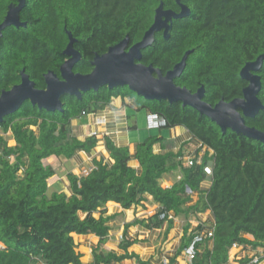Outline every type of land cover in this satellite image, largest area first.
<instances>
[{"label":"trees","instance_id":"trees-1","mask_svg":"<svg viewBox=\"0 0 264 264\" xmlns=\"http://www.w3.org/2000/svg\"><path fill=\"white\" fill-rule=\"evenodd\" d=\"M18 1L0 0V23L10 4ZM181 1L191 14L174 20L169 39L163 32L156 33L154 44L143 50L142 63L153 64L166 74L186 52L193 51L184 72L175 79L178 86L192 92L204 86V100L212 105L242 97L248 83L240 76L241 69L264 54V0ZM161 3L165 9L181 10L176 0H26L20 12L26 27L11 26L3 32L0 94L21 82L23 70L39 89L46 87L47 72L60 76L68 58L64 51L69 32L81 54L73 71L90 73L95 55L104 54L126 36L130 46L141 41ZM258 74L262 81L258 97L264 105V64ZM118 98L131 101L136 111L164 118L166 126L150 128L157 131L141 141L134 154L107 137L110 160L94 158L93 168L83 176L70 172V196L58 186L49 195V180L56 171L48 160L71 159L98 145L94 135L84 140L73 136L72 121L102 111ZM62 102L63 111L49 112L27 101L0 121V264H123L132 259L137 264H154L130 252L143 241L131 237L130 229H161L168 223L169 231L175 217H184L185 223L169 264H176L197 233L210 228L213 236L195 243L191 264H229L234 244L253 249L264 246V144L231 129L223 133L190 106L147 100L127 86H103L83 93L80 99L65 95ZM245 120L248 126L264 131V109ZM178 126L212 149L213 156L207 151L201 163L188 166L182 151L156 152L160 132ZM8 132L15 146L5 138ZM210 163L212 176L204 170ZM173 171H180L181 178L163 187L161 179ZM207 181L210 186L204 187ZM194 193L199 199L190 204ZM149 197L160 208L148 218L124 224L122 252L101 251L117 215L108 213V204L129 210L144 205ZM207 212L212 218L202 219L194 228L191 218ZM75 235L99 238L90 261L85 262L84 253L77 250Z\"/></svg>","mask_w":264,"mask_h":264},{"label":"water","instance_id":"water-1","mask_svg":"<svg viewBox=\"0 0 264 264\" xmlns=\"http://www.w3.org/2000/svg\"><path fill=\"white\" fill-rule=\"evenodd\" d=\"M176 1L181 9L179 12L165 9L161 3L156 9L153 24L141 41L130 46V38L126 36L104 54L95 55L92 60L93 70L87 74L73 71L81 54L74 48L75 38L69 32L70 41L64 51L68 58L60 67V76L53 71L47 72L44 77L46 87L39 89L23 70L21 82L0 94V121L17 112L27 101L41 110L63 111L62 98L65 95H73L80 99L83 93L97 91L103 86L110 89L127 86L147 100H168L171 103L180 102L183 106H190L214 121L223 133L231 129L264 144V131L248 126L245 120L246 117H255L264 109L258 97L262 87L258 72L263 67L264 54L254 61L247 62L241 69L240 76L248 83L243 88V96L231 101L222 99L215 105L204 100V86L192 92L187 87L175 83V79L184 72L188 57L193 51L186 52L182 60L166 74L153 64L142 63L143 50L154 44L156 33L163 32L164 38L169 39L174 20L191 14L188 6L181 0ZM25 4L26 0H19L17 5L10 4L4 20L0 23V48L6 28L26 27V23L20 19V12Z\"/></svg>","mask_w":264,"mask_h":264},{"label":"crops","instance_id":"crops-1","mask_svg":"<svg viewBox=\"0 0 264 264\" xmlns=\"http://www.w3.org/2000/svg\"><path fill=\"white\" fill-rule=\"evenodd\" d=\"M130 103L131 101L124 103L121 98H118L112 105L107 106L104 110L85 115L72 121L71 129L73 136L84 140L94 135L98 140V145L90 153L84 151L77 152L74 157L70 159L74 165L71 171L67 174H56L54 177H56L58 181L56 180V182L50 184L51 186H58V188H61L70 196V183L67 176L70 172L83 176L88 174L93 168L94 158H105V160H110L105 144L107 137L112 139L118 146H128L131 153L134 154L137 145L153 134V132L157 131L151 130L148 127V112L145 111V115L143 114L144 118L142 113H139V115L136 116V120L133 119L132 116L138 111L132 109ZM132 121L134 122L132 123ZM143 121H145V124H142ZM159 135L162 139L155 146V151L158 153L182 151L184 153L183 159H186L189 155L196 154L198 151V142L193 139L192 135L184 127L178 126L164 130L160 132ZM57 159L59 158L52 157L47 163L54 168L53 164L57 162ZM180 178V171L167 173L161 179V185L163 187H171ZM203 186L209 187L210 182H205ZM198 199L199 194L194 193L193 200L190 204H194ZM107 207H111V210L108 212L109 214H117L114 219L116 220L115 225L120 224V228H124V224L133 222L135 219L148 218L160 208L158 204L152 202L151 197H149L148 201L144 202V205L129 210H124L116 203H109ZM209 217L212 218L210 212L197 214V218L200 220L209 219ZM184 221V217H175L173 228L169 231H167L168 223H165L161 229L149 230L142 226L132 227L130 229V236H139L143 241L131 247L130 252H136L143 260H151L154 264H159L164 256L172 258L176 254L181 243ZM192 225L194 227V223H192ZM75 240L76 243L80 242L79 246L82 248V251L88 254L87 261L85 262L90 261L93 249L99 245V238L96 236L75 235ZM120 240H113L110 234L108 241L105 245L101 246V248L109 247V251L115 250L121 253L122 251L119 249ZM185 259V255L182 253L178 257L176 264H185ZM123 264H137V261L136 259L126 260ZM229 264H233L231 259Z\"/></svg>","mask_w":264,"mask_h":264},{"label":"built area","instance_id":"built-area-1","mask_svg":"<svg viewBox=\"0 0 264 264\" xmlns=\"http://www.w3.org/2000/svg\"><path fill=\"white\" fill-rule=\"evenodd\" d=\"M167 122L164 118L156 116L154 114H149L148 115V127L149 128H158L161 126H166ZM197 153L196 154H191L189 155L186 159L184 160V163L188 166H192L195 162L201 163L202 159L204 157V155L206 154L207 151H209V155L210 157L213 156L214 151L212 149L207 148V146H204L201 142H198V147H197ZM206 174L208 176H212L213 174V169L211 166V163L209 165H207L204 168ZM201 220H199L197 222L196 225H194V228L197 227L199 225ZM205 224V223H204ZM212 237L213 236V229L210 228L209 230H204L200 233H197V236L195 237L194 241L192 242V244L189 246V248L184 252L185 255V260L186 263L185 264H191L193 259L195 258L196 255V249H195V243L198 241H201L204 237ZM1 246V244H0ZM251 247V246H250ZM240 248L242 250H245L247 247L241 246V245H237L234 244L232 249H237ZM231 249V250H232ZM237 260V264H264V246L263 247H259L257 249H253V253L251 255H244V256H240L239 258L236 257ZM169 257L164 256L162 258L163 263L165 264H169Z\"/></svg>","mask_w":264,"mask_h":264},{"label":"rangeland","instance_id":"rangeland-1","mask_svg":"<svg viewBox=\"0 0 264 264\" xmlns=\"http://www.w3.org/2000/svg\"><path fill=\"white\" fill-rule=\"evenodd\" d=\"M139 113H142V116L144 118V115H145L146 112L145 111L135 112L134 116H132L134 120H136V116L139 115ZM133 122L134 121H132V123ZM144 122L145 121H143L142 124H145ZM5 137L7 138L9 144H12V146L16 145L15 144V140L13 139L12 133L6 134ZM12 160H14V159L12 158ZM53 165H54V169H55L57 175L67 174L69 171H71V169L74 166L73 163H72V160L67 159L65 157H59V159H57V162H55ZM56 180L58 181V179H56V177H52L49 180V184H53L54 182H56ZM53 191H54V187L51 186L50 189H49V195H51V193ZM107 208H108V212H109L111 210V207H107ZM199 220L200 219L197 218V216L196 217L194 216L191 219V223H194V225H196ZM205 220H207V219H205ZM115 223H116V220H114L112 222V224H111V228L112 229H111L110 234H111V238L113 240H118L119 241L121 239V237H122V234H123V227L120 228L121 227L120 224L119 225H117V224L115 225ZM250 238H252V237H250ZM79 243L80 242H78V244ZM77 250L80 251V252H83L80 246H78ZM101 251L108 252L109 251V247H102ZM83 253L85 255L83 260L87 261L88 254L86 252H83ZM252 253H253V248L250 247V246L247 247L245 250H242L240 248L232 249L231 252H230V259H231L232 263L235 264V263H237V260H238L236 257L239 258L240 256L251 255ZM185 263H186V261H185Z\"/></svg>","mask_w":264,"mask_h":264},{"label":"clouds","instance_id":"clouds-1","mask_svg":"<svg viewBox=\"0 0 264 264\" xmlns=\"http://www.w3.org/2000/svg\"><path fill=\"white\" fill-rule=\"evenodd\" d=\"M67 60V59H66ZM9 133H11V132H8V133H6V134H9ZM6 134H4V136L6 135ZM6 138V137H5Z\"/></svg>","mask_w":264,"mask_h":264}]
</instances>
